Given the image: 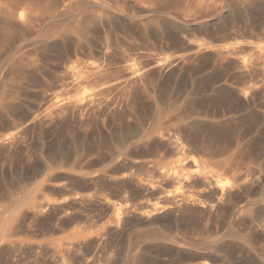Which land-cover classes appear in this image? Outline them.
<instances>
[{"label": "bare ground", "instance_id": "6f19581e", "mask_svg": "<svg viewBox=\"0 0 264 264\" xmlns=\"http://www.w3.org/2000/svg\"><path fill=\"white\" fill-rule=\"evenodd\" d=\"M207 1L199 0L196 7L208 6ZM241 1L235 16L223 17L218 12L200 16L188 7L171 21L168 15L160 20L138 21L134 24L137 31L122 13L102 11L97 15L91 10L97 8L96 3L86 1L77 5V11L84 13L76 23L72 20L67 24L53 23L35 50L49 51L55 56L70 53L79 60L87 58L90 63L88 66L82 61L69 66L54 64L55 72L50 77L53 87L59 88L55 95L49 94L52 85L47 88L38 63L35 65L36 62L31 61L23 66L19 71L21 78H26L27 68H32L30 76L37 80L34 84H40L39 89H32L33 85L30 88L35 96L33 103L46 107L42 112L38 106L24 108V119L27 120L24 126L17 123L14 116L12 100L20 99L17 88L7 92L11 105L0 104V128L11 131L0 133V157L25 151L27 160L26 165L18 164L14 193L9 196L8 192L10 200L0 212V264L10 261L48 264V248L61 252V241L48 243V229L62 231L65 223L62 220L72 216L76 209L72 210L73 206L80 207L90 200V196L72 189L80 181L87 187L102 181L109 186H119L122 192L129 187L144 196H158L164 188L193 189L194 194L190 195L189 191L190 196L167 190L161 204L136 213L140 221L155 226L153 237L157 240L164 237L157 231L158 223L166 216L176 221L186 212L206 218L222 215L226 222L233 221L236 228L256 232L260 226L256 224L255 210H241L237 204L243 198L258 195L257 202L264 208V175L241 170L264 155V0ZM32 14L30 2L22 1L16 24L28 27L33 22ZM166 21L174 25L175 32H166ZM194 25L204 29L192 30ZM98 27L101 42L92 45L87 38L97 32ZM135 36L147 45L151 39L158 40L159 44L165 38L174 39L185 54H157L148 48L140 51V45L128 43ZM247 37L253 41L244 40ZM167 45L169 43L164 48H168ZM112 71L119 76L117 86L106 80L105 74H113ZM199 74H202L198 77L200 82L195 85L192 77ZM184 77L191 81V90L184 97L182 92L183 98L174 101L172 86ZM223 109L228 111L227 115ZM145 116L151 118L150 123H144ZM110 121H116L124 133L118 148H112V136L106 130ZM51 127L62 132L64 141L61 144L69 151L68 155H60L48 162V148L44 149L43 142ZM29 135L35 137L32 145L27 139ZM88 140L92 143L86 146ZM37 145L41 149L36 148ZM229 148H232L231 154L224 161H211L210 157L223 155ZM147 149L154 154L169 155L173 161L155 160L149 166L144 159ZM108 150L113 151V158L122 155L116 161V169L109 175L86 177L84 171L91 168L86 160L95 156L99 160L96 165H101V161L113 159L104 156ZM32 158L42 162L39 169L30 162ZM135 169L152 173L155 183L136 180L132 173L131 177L123 173ZM50 170L57 172L49 179L48 186ZM40 174L45 176L47 184L40 183L35 187L33 184L32 187L28 182H36ZM48 190L60 198L49 200ZM48 217L51 220L57 218V223L49 228ZM121 222L123 218L119 215L114 225L116 232ZM17 236H23L27 241H13ZM80 237L73 232L69 240ZM12 254L15 255L10 258ZM218 257L213 252L195 254L200 260L198 264H221Z\"/></svg>", "mask_w": 264, "mask_h": 264}, {"label": "rangeland", "instance_id": "374dc122", "mask_svg": "<svg viewBox=\"0 0 264 264\" xmlns=\"http://www.w3.org/2000/svg\"><path fill=\"white\" fill-rule=\"evenodd\" d=\"M22 1L24 2V0H0V104L11 105L13 101L14 116L17 118V123L23 124V126L27 124V120L24 119L26 115L24 108L28 107L34 109L38 106L39 108L37 109L42 112L44 110L43 107H45L42 104L33 103V98L35 96L30 88L33 85L32 89H39L40 84H34L37 80L30 76V69L32 68L25 69L27 77L21 78L19 71L23 66L31 61L36 62L34 63L35 65L38 63L37 67L42 72V76L44 75L42 78L45 80L48 88V85H52L50 74L55 72V65L69 66V64L71 65L78 61H82L88 66L90 63V60H87V58L82 57L83 60H79L78 57H75L70 53H65L62 56H55L49 51L48 55V53H40L38 50H35L40 43L42 36L51 29L54 22H61L63 24H67L66 22L76 23V21H78L77 19L80 20V18H82L84 12L77 11V5L86 1H93L96 3L95 5H97V8L91 10L96 11L97 13H95L97 15L100 14V12L102 13V11L120 12L125 16V20L132 21V28L137 31L135 25L138 21L160 20L167 15L169 16L168 20L171 21L173 17L181 14L188 7L200 16H211L216 12L222 13L223 17L235 16L238 13V9L236 8L237 4L242 2L241 0H208L207 3L209 5L199 9V7H196L199 0H27L32 7L33 22L28 27H19L16 24V17ZM98 6H100L99 8H103V10L99 9ZM170 21H168V23L166 21L165 23V30L167 33L175 32L174 25L170 24ZM191 29L198 31L204 28L194 25L191 26ZM95 32L89 34L87 38L92 45H98V42H101L99 40L102 38L99 27L97 32ZM119 35L123 38L121 33H119ZM164 40L160 41L159 44L158 40L151 39L147 45L140 37L135 36L128 43L140 45L138 47V49L140 48V51L150 49L149 51H154L157 54H161L162 52V54H165L164 52H166V55L175 54L181 56L182 54H185V51L181 49L177 41L170 38H165ZM170 40L174 41L172 42ZM244 40L253 41V38L247 37ZM174 42H176V44H174ZM167 43H169V45H167L169 47L164 48V45ZM115 73L116 72L114 71L113 74L111 72H109V74H103L108 77H106V80L117 86L120 83V79L118 74ZM114 74L117 77L110 76ZM200 75L202 76V74H199L198 76L195 75L192 77L195 85H197L198 81L200 82V79L198 78ZM188 80V78L184 77L181 82L172 86V100L179 101V99L181 100V98L189 93L191 90V81ZM29 82L31 84H29ZM28 85H30V87ZM16 88L17 91H19L21 100L11 101L8 93L10 90ZM20 88L21 90H19ZM50 89L49 94L52 95L57 94L59 91V88L57 86L53 87V85ZM6 93L7 95H5ZM215 109L216 108H214V110ZM223 110L224 114L227 115L228 111L225 109ZM217 111L221 110L219 109ZM147 119H149V121ZM150 120L151 118H149V116L148 118L147 116L144 117L145 124L150 123ZM111 123L114 124L112 125ZM106 130L108 133L110 132L109 134L112 136V148H118V146H121L120 144L124 133L123 131H120L122 129L117 126L116 121H110L107 123ZM8 132L10 133L11 131L0 128V133L8 134ZM27 139L32 145L35 137L33 138L29 135L27 136ZM63 141L64 138L61 131L52 127L48 128V132H46L43 142L44 149L48 148V162L57 159L60 155H68L69 150L61 144ZM89 143L92 142L88 140L85 145L87 146ZM35 147L41 149L40 145ZM110 151L111 150L105 152L104 156L112 157L114 154L113 151H111V153ZM145 151L146 154L144 159L149 163V166H152L155 160H160L163 163L173 161L171 159L172 157L165 155L162 152L154 154L150 149ZM231 151L232 148H229V150L226 151L227 153H222L224 156L218 155L217 157L216 155L212 156V158L210 157V159L212 162L214 161V163L222 162L224 161L223 159L230 156ZM121 158L122 155L115 156L113 159L109 158L105 159V161H101V165H96V162L99 160L97 157L91 156L86 160L91 168L84 171V173H86L85 176L90 178L109 175L116 169V161ZM26 161L25 151L18 155L13 154L0 157V212H2V210L4 211L7 207L8 201L10 200L9 196L14 193V181L16 180L15 175L18 169V164L23 162L24 165H26ZM30 162L36 164L38 169L42 165V162L39 159L32 158ZM241 170L242 172H254L256 175L263 176L264 155H261L257 161H250L248 167H241ZM56 172L57 170L48 171V186H50L49 179H51ZM147 172L148 171L145 169H135L126 170L123 173L130 177L133 174L132 178L135 177L136 180H144L143 182L151 181L152 183H155L156 179L154 175ZM37 179L36 182L29 181L28 183L31 184L32 187L33 184L34 187L40 185V183L43 185L47 184L45 183L44 175L40 174ZM50 181L53 183L52 180ZM79 183H75L74 185H76V187L73 185L72 189L76 193L90 196L91 198L89 201L81 204L80 207L79 205L73 206L72 210L76 209L73 210L74 212L71 210L72 216H69V219L65 218L62 220V223L65 221L64 226H62V231L48 229V243L53 242L54 244L57 241L62 242L60 253H56L53 249L48 248V264H198L200 260L195 258V254L206 252L217 254L221 264H264V208L261 203L257 202L258 195H250V197L243 198L237 204V207L241 210L245 208H253L255 210L257 215L256 224L260 226L256 229L255 233H251L249 230H241L242 227H238L239 230H237L238 228L233 225V221L226 222L222 215L206 218L198 215V213L186 212L185 214L182 213L179 215L176 218V221L169 219V217L166 216L162 222L158 223V227H156L160 230L158 229L157 231H159L158 233L164 237L162 240H157L153 237L155 226H149L140 221L137 218L138 216H136V213L144 208H149L150 206H158L168 191H178L179 193L181 192L190 196L194 194L193 189L179 190L177 187H175L176 189L171 187L160 190L161 193H159L158 196H144L142 194L140 195L135 189L130 190L129 187H126V189L124 188L123 190L126 191L122 192V189L119 188V186H109L102 181H98L93 187H87L85 182L81 183L80 181ZM8 192L10 194L9 196ZM58 197L60 198V196L54 191L48 190L49 200L56 201ZM4 203L5 205L3 206ZM114 213L117 215H114ZM119 215L123 218V222L120 223L121 225L118 224L116 232L114 225L116 224V217ZM157 217L163 218L162 215H158ZM48 218V228L55 224V222L57 223V218H54L55 220H51V217ZM73 232H77L81 235L79 240H69ZM19 240L27 241L23 236L13 238V241ZM29 242L33 243L32 240H29ZM78 245L80 246L77 247ZM211 246L215 248L209 249ZM14 255L15 254H12L10 258ZM5 264L18 263L10 261Z\"/></svg>", "mask_w": 264, "mask_h": 264}]
</instances>
